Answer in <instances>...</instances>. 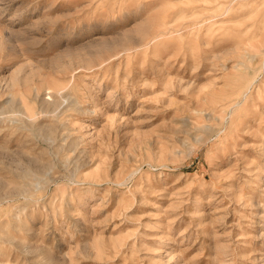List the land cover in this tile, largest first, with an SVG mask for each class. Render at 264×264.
<instances>
[{
	"label": "rangeland",
	"instance_id": "obj_1",
	"mask_svg": "<svg viewBox=\"0 0 264 264\" xmlns=\"http://www.w3.org/2000/svg\"><path fill=\"white\" fill-rule=\"evenodd\" d=\"M264 0H0V264H264Z\"/></svg>",
	"mask_w": 264,
	"mask_h": 264
},
{
	"label": "bare ground",
	"instance_id": "obj_2",
	"mask_svg": "<svg viewBox=\"0 0 264 264\" xmlns=\"http://www.w3.org/2000/svg\"><path fill=\"white\" fill-rule=\"evenodd\" d=\"M263 29H264V28H263ZM260 52H264V48L261 47V48H260Z\"/></svg>",
	"mask_w": 264,
	"mask_h": 264
}]
</instances>
